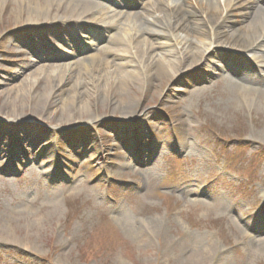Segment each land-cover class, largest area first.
<instances>
[{
    "label": "rangeland",
    "instance_id": "374dc122",
    "mask_svg": "<svg viewBox=\"0 0 264 264\" xmlns=\"http://www.w3.org/2000/svg\"><path fill=\"white\" fill-rule=\"evenodd\" d=\"M24 1L44 10L30 16L27 3L0 0V221L15 208L14 228L35 243L0 244V264H264V95L244 103L215 70L233 55L261 64L264 52L163 20L170 35L148 37L169 44L148 48L143 33L131 54L142 47L151 65L174 50L168 58L187 54L182 63L112 90L88 87L82 78L139 62L108 54V34L127 41L128 18L155 16L156 0H89L83 21L70 13L77 0ZM246 4L243 20L257 6L264 14V0ZM53 70L67 79L50 97ZM123 93L134 110H122ZM125 218L157 227L151 245L130 236ZM201 247L209 255L191 261Z\"/></svg>",
    "mask_w": 264,
    "mask_h": 264
},
{
    "label": "bare ground",
    "instance_id": "6f19581e",
    "mask_svg": "<svg viewBox=\"0 0 264 264\" xmlns=\"http://www.w3.org/2000/svg\"><path fill=\"white\" fill-rule=\"evenodd\" d=\"M89 0H77V5L74 10H71L70 13H73V16H77L78 20L83 21L85 18L90 16V10L80 5V3L86 2ZM64 0H49L51 7L61 8ZM157 5L154 10L155 16L147 13H135L131 17L128 18L130 20V31H132V36L126 41L119 33L116 34H108V42L110 45H107L105 49L108 54L115 57V59L123 56H135L138 57V63H132L133 59H127V62H119L116 68L113 70H106L103 75L97 76L96 80H90L88 82L85 81L82 77L81 81L78 83L80 85L84 84L89 87L96 88L100 82L105 84L104 88L109 90L115 89L116 87L124 84H128L125 81H128L131 78L138 79V76H143L147 80L154 76L160 75V72L166 70V64H170L171 66L178 65V63H182V59L186 58L182 57L178 60L168 58L172 54L177 53L174 50H165L162 53V57L159 58L154 64L150 65L148 55H146L145 50L142 47L137 48L135 53L131 54L132 49V41L137 40L138 37L143 36V33H146L147 37L142 40V42L148 47H160L163 48L169 44V42L161 41L159 43H155L151 41L148 36L156 37L160 39L163 36L170 35L165 31V22L167 24H173L175 27H180L188 32L190 31L194 37L198 40H208L211 39L213 43L214 40L218 38L225 39L228 43L234 42L235 46H238V49H254L256 51L264 52V14L263 8L257 6L254 8L248 18L243 20V16L245 15V7H247V0H173L171 5L168 4L167 0H156ZM20 3L24 7V0H20ZM56 3V4H55ZM123 3V0H121ZM163 5H161V4ZM165 3V4H164ZM196 3L200 5L201 8H205L206 12L199 11L196 8ZM98 4V3H97ZM99 4H101L99 2ZM98 4V5H99ZM225 4V9H221V5ZM29 7V15L38 13L39 11H43L45 5L41 7H35L33 3H27ZM49 5V4H47ZM102 5V4H101ZM69 11V8L66 7L65 11ZM121 12L110 16L111 19L118 17ZM31 18V17H30ZM71 18V17H70ZM163 20H166L163 22ZM71 20L68 19V22ZM247 21V24L244 22ZM81 23L80 21H77ZM129 25V24H128ZM229 29H235L232 34ZM254 31L259 33L257 36L251 34ZM110 32V31H109ZM108 32V33H109ZM102 37V36H101ZM100 36L98 39L101 38ZM195 43V42H191ZM127 52L126 54H121L123 48H125ZM125 49V50H126ZM39 55V54H37ZM132 60V61H131ZM186 61V60H185ZM134 62V61H133ZM168 62V63H167ZM196 64V63H195ZM154 67H153V66ZM192 64L191 66H193ZM95 66L85 67L84 73L85 76H91V71ZM98 68V67H97ZM218 73H225L224 75L230 80V83L234 86V89L238 92L237 95L241 98L244 103H250L249 97H253L255 95L262 96L264 95V62L261 64H255L251 61H248L246 58H239L233 55L231 58L225 61H220L215 68ZM56 70H53V74L49 75L48 83L51 87L49 92V96L56 93V90L61 86V84L67 79L64 75H58ZM236 74L235 78L229 79L231 76ZM231 75V76H230ZM78 89V88H76ZM90 88H88L89 90ZM86 90V91H88ZM122 94L124 97V102L122 105V110L124 112H129L135 109L134 104L131 100H127V95ZM81 92L76 90L75 93L70 97L69 102L76 101L80 96ZM52 97V96H50ZM264 101V98L262 99ZM247 105V104H246ZM68 104H65L63 108L67 110ZM41 113V112H39ZM38 113V114H39ZM43 150V147L39 149ZM50 150V148H48ZM19 216L18 211L15 208H11L10 210H4V214L1 217L0 221V244H18V241L24 240L28 241L30 245L28 249H32L35 243V240L30 235H23L18 232L15 226L16 218ZM39 222V221H38ZM124 227L130 233V236L133 237L136 241H139L142 244H146V246L151 245L150 236L155 234L157 227L155 225L150 226L147 230L142 226H136L133 224L130 218H125ZM43 224V223H38ZM42 226V225H41ZM43 228V227H41ZM17 232V234H16ZM261 245V244H260ZM24 247L20 245L17 247L18 249ZM208 248V247H206ZM209 249V248H208ZM191 253V252H190ZM209 255V250H204L203 247L196 248L194 252L191 253L189 258L191 261H202L205 257Z\"/></svg>",
    "mask_w": 264,
    "mask_h": 264
}]
</instances>
